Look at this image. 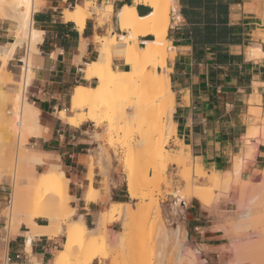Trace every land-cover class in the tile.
Returning a JSON list of instances; mask_svg holds the SVG:
<instances>
[{
    "label": "crops",
    "instance_id": "crops-1",
    "mask_svg": "<svg viewBox=\"0 0 264 264\" xmlns=\"http://www.w3.org/2000/svg\"><path fill=\"white\" fill-rule=\"evenodd\" d=\"M87 1L91 5L81 31L75 22L65 18L64 10ZM41 3L33 14V24L42 31V36L31 53L34 75L26 91L27 100L40 111V133L28 138L33 151L44 154V163L36 164L35 172L58 163L69 180V205L75 210L69 219L83 220L94 228L99 215L112 203H129L132 195L115 173L109 174L112 179L105 186L99 145L94 139L95 124L73 126L62 120L59 112L71 102L72 89L88 81L86 63L100 56L102 42L95 40V35H120L118 12L134 0H41ZM174 3L167 43L176 56L168 60L167 68L171 90L175 92L173 121L177 137L194 166L203 164L206 169L223 173L234 164L236 155L247 153L245 136L250 125L257 122L252 107H259L264 113V54L254 57L250 51L261 45L264 52V0H174ZM136 6L143 16L152 11L142 4ZM9 20L0 19L1 46L15 40L17 23L14 21L13 29ZM25 47H18L9 60L7 70L12 76L23 73ZM113 63L121 69L131 67L125 55L114 54ZM91 160L92 180L88 177ZM243 165L241 178L245 182H253L263 173L264 143L257 144L253 155L244 158ZM91 184L97 193L89 201L86 196ZM9 194V186L1 184L0 264H55L54 258L63 249L67 235L64 231L36 234L30 238L29 249L31 228L25 222L8 227L4 208ZM230 211L234 210L227 204L226 209L221 206L211 216L201 206L192 205L189 222L195 230L192 244L209 250L223 245V234L215 227L223 224L219 220ZM35 221L39 227L50 224L47 216L36 217ZM120 224L117 219L107 228L117 233ZM8 256L11 261H6ZM99 261L96 257L92 264Z\"/></svg>",
    "mask_w": 264,
    "mask_h": 264
},
{
    "label": "rangeland",
    "instance_id": "rangeland-1",
    "mask_svg": "<svg viewBox=\"0 0 264 264\" xmlns=\"http://www.w3.org/2000/svg\"><path fill=\"white\" fill-rule=\"evenodd\" d=\"M96 12L99 13L97 10ZM9 21L12 23V28L15 29V22ZM22 38L23 42L20 45L27 44L28 46V35H24ZM29 50V55L35 51L31 45ZM159 60L160 58L156 61L148 60L142 67L132 68V65H130L129 69H124L126 72L125 79L114 89L118 90L116 95L123 97L127 105L131 106L130 112H133V114L130 117L132 118L126 116V118L119 119L120 123L118 124V120L110 114L109 117H106L103 125L93 126L94 139L99 145V162L101 170L105 174V186L108 187L112 179L109 174L115 173L124 182V187L127 189L129 174L133 172L136 176L135 181L137 182L135 184L137 190H139V195L138 197L130 196L129 203L134 208L135 216L138 210L140 212L139 208L151 207L149 219L147 218L148 220L144 221V215L141 216V212H138L141 218L136 217L134 220V216L132 219L134 221L129 222L130 219H126L127 216L124 211L118 218L121 223L119 231L117 233L107 231L108 244L105 249L84 252L82 264H85L92 255L99 258L100 261L97 264H177L179 263L177 256L182 249L178 244L179 239L181 243L186 242L184 257L179 264H236V262L238 264H264V234L254 236L255 232L253 231L255 229L259 231L264 224V204L260 203L261 200L262 203L264 202V171L253 182H245L243 179L237 180L234 177L232 184L230 183L229 186L225 184L226 186L217 187L213 183L214 169L209 170L203 166L199 168L197 165L194 166L191 161L190 169H187L185 148L177 137L176 128L169 123L170 118H163L162 127L150 122L152 119L159 117L161 108L157 106L159 101L151 102L156 90L151 87L152 83L144 77L143 70H152ZM163 71L164 69L159 72L162 73ZM22 79V74L12 76L11 81L1 84L5 95L4 97L0 96L2 97L0 98V115L3 114L8 119L5 122L0 119V137L5 130V126L10 124L9 122H14L17 125V133L21 129L19 115L21 104L19 106L16 104L14 95L18 87L23 88ZM93 83V81H87L83 85L89 86ZM65 110L68 111V114L73 113L70 110V103ZM263 117L264 113L261 112L256 124H261L262 119L264 120ZM87 123L93 124L92 122ZM139 130L145 136H141ZM248 131L252 130L248 129ZM150 135H155L156 139L167 143V150H163L158 155V163L155 164L157 170L151 155L158 147L147 145ZM2 137L0 138V144L1 140H4V135ZM6 139L8 140V138ZM21 139L19 134L17 136L15 134V138L13 137L8 141V144L11 142L8 146L9 150L8 148L3 150L2 145L0 146V160L4 153L7 160L6 163L4 160L0 161V165L4 166V164L10 163L9 167H5L7 170L0 179V185L9 186L10 194L4 208V215L8 220V224V205L13 202L11 194L15 179H17V189L24 203L35 201L43 193L42 189L37 191L36 188H32L30 181L41 177L49 166L45 165L43 169H40V172L37 170L35 172L36 164L23 162V153L32 155L35 151H33L34 149L29 140L26 141L22 136ZM250 140L252 143L253 140L256 141V144L253 143V145L257 146L258 143H264V136L258 135ZM20 141L22 142L20 143ZM246 142L248 143V141ZM180 145L182 146L181 149L177 150L176 147ZM238 155H236V158ZM2 166H0V169H4ZM16 171L17 177L15 175ZM95 193H97V190ZM95 193L91 194L92 199L95 197ZM253 196L254 199H252ZM69 198L71 197L69 196ZM69 198L68 202L70 201ZM227 204L229 209L234 211L225 212L227 214L219 220L223 224L215 227L216 231L223 234V245L215 250L202 249L193 245L191 235L195 230L189 224L192 221L191 206H201L211 216H215L220 211V207L226 209ZM23 210V214L18 217L22 219H17L21 222H23V218L30 216V212H33L28 210L27 207L25 209L23 207ZM245 210L251 213L250 217L243 215L247 213ZM69 221V218H60L61 231H64L65 234ZM178 229L180 234L177 233ZM177 235L178 239L176 240ZM236 246L239 249H236ZM164 253L167 254V257ZM137 258H141V260H136ZM163 260L165 261L163 262Z\"/></svg>",
    "mask_w": 264,
    "mask_h": 264
},
{
    "label": "bare ground",
    "instance_id": "bare-ground-1",
    "mask_svg": "<svg viewBox=\"0 0 264 264\" xmlns=\"http://www.w3.org/2000/svg\"><path fill=\"white\" fill-rule=\"evenodd\" d=\"M137 4H142L147 7H150L152 11L149 14L143 16L141 13H139L136 6ZM41 5V0H0V19H11L17 23V27L15 30V40L11 41L9 44L7 43V45L5 46L0 45V96L2 97H4L5 91L2 90L1 84L7 81H11L12 79V74L7 70V65L9 63V60L13 57L17 48L21 46L20 44L23 42L22 37L24 35H28V46L26 44L28 52L30 51V45L34 47V50L37 49V42L41 39L42 31H40L34 26L33 14L36 10L41 7ZM90 5L91 2L87 1L84 5L77 4L74 9L65 8V18L67 20L75 22L76 26L81 31L84 30ZM174 8V0H134V3L132 4H125L122 9L118 12V24L122 33L120 35H118L117 33L112 34L111 36L104 35L103 37L95 35V40L102 42V44H100V56L97 60L86 63L85 67L86 79L88 81H93L94 83L89 86L79 84L72 89L70 110L73 113L68 114V111L66 112V110L63 109L59 112L60 118L73 126H80L88 121L93 122L96 126H101L103 125L106 117H109L110 114L118 120V124L120 123L119 119L126 118V116H128L130 119L132 118L130 117L131 114H133V112H130L131 106L127 105L123 97L116 95L118 90H114L120 82H123L126 76L125 70L115 66L113 63L114 54H118L125 55L130 65H132V68L137 66L142 67L146 64L148 60L156 61V59L160 58V60L157 61V63L153 66L152 70H143L144 77L152 83L151 87L156 90L154 98L151 102L159 101V104L157 106L161 108L159 117L156 119H152L150 122L151 124H158L162 127L163 118L169 117V123L174 125L173 127L176 128V122L174 123L175 120L173 121V113L175 109V92L173 93V91L171 90V79L169 75V69L167 68L168 60L174 58V56H176V52L174 48H172L166 42L168 39L167 37L169 26L171 25L172 10ZM123 32H126V34H124ZM250 51L254 57H260L264 54L261 49V45L251 48ZM159 69H164V71L160 73ZM33 75L34 70L32 68L31 55H28L26 59V64L23 66V88L18 87L14 95L16 104L18 106L19 104H21V109L19 110L21 129H19V133H17V125H15L14 122H9L10 124L5 126V133L3 132L2 134L4 135V140H1L0 144V146L2 145L1 148H3V150H5V148H8L9 150L8 146L11 142L8 144V141L13 137L15 138V134L16 136L17 134H19L20 139L22 136L23 139L27 141L29 136L36 134L38 135L40 133V111L36 106H34L27 100V95L25 94L26 86L29 85ZM253 96L254 95H252V98ZM252 109L253 115L256 116V119L260 117L262 110L259 107H252ZM0 116V119L3 120V122L8 119V117H4L3 114H1ZM263 121L264 120L262 119L261 124L255 123L250 125L249 129L252 131H248L245 136L246 141H248V143H246L247 145H249L248 148L245 150L247 151L246 154L240 153L234 160V164L223 173L216 172L215 170H213V172L215 173L213 177V183L217 187H221L225 184L229 186L230 183L232 184V180L234 179V177H236L237 180H242L241 172L244 171V158L252 156L256 149V146L253 145L250 139L258 135L264 136ZM139 134L141 136H145V134L142 133L140 130ZM2 135L0 138H3ZM6 138H8V140ZM21 142L22 141H20V143ZM166 144L167 143H165L164 141L156 139L155 135H150L148 138V146L158 147L154 154L151 155V159L154 162L155 168L157 166L155 164L158 163L159 153L163 150H167ZM2 151L1 154L3 155ZM4 156H2L3 159L1 158L0 161L4 160L6 163V156L5 158ZM17 158H19V156H17ZM22 161L33 162L34 164H41L44 163V154L40 152H35L32 155L23 153ZM185 161L186 165L188 166L187 169L189 170L191 165V158L187 154ZM8 165H10V163L4 164V166L0 165L4 167V169H0V179L4 176V172L7 170L5 167H9ZM93 166V160H91L90 174L88 176L91 180L93 178ZM197 166L201 168L203 164H197ZM15 173L17 177V171ZM133 174V172L129 174L127 180V188L129 193L133 197H138L139 190H137V185L135 184V182H137L135 181L136 176L135 174ZM16 180L17 179H15L13 184V202L8 205V227L15 228L22 223L17 219H20L18 217L23 214V207L24 209L25 207H27L28 210L33 211H29L30 216L27 219L22 220L31 228V231L28 233V247L30 249L31 237L36 234H57L59 231L62 230L60 218H70L75 213V210L69 205L68 202V198L70 196L68 192L69 180L65 176V172L60 168V165L58 163H52L48 170L41 177H38L36 180H31L32 182L30 181V186L32 188H36L37 191L42 189L43 194L41 197H39V199L31 201L29 203H24L23 198L21 197L20 192L17 189ZM87 191L88 192L86 197L90 201L92 199L90 196L91 194L95 193L96 189L91 184ZM196 196L199 197L198 195ZM75 198L78 199V196H76ZM252 199H254V196ZM260 203L264 204V202L262 203V200ZM139 209L141 213L138 210L135 216L134 208L130 203H112L111 207L106 212H103L101 213V215H99L97 225L94 228H89L83 220H70L66 227L67 236L64 247L61 251L56 254L54 258V263L82 264L84 252L105 249L108 244L107 225L109 222L117 220L124 211V214L127 216V218L125 217V215L124 217L126 219L129 218V222L134 221L136 217H139L138 212L141 214V216L144 215V221H147L149 219L151 207H146V209L141 207ZM157 210L159 211L158 208ZM243 215L250 217L251 213L248 211L246 214ZM39 216H47L50 220V224L45 227H39L38 223H36L35 221V218ZM133 218L134 220H132ZM163 229L165 228L163 227ZM255 230H253L255 232L254 236L263 235L264 224L259 231ZM177 233H179V229ZM176 237L177 240L178 235ZM180 241V239L179 242L177 241L178 244L182 247L181 249V247L179 246L181 250L177 256V260L179 261V263H181L182 258L184 257V247L186 244V240L184 241L185 243H181ZM236 249L239 248H237L236 246ZM164 255L162 254L163 257ZM166 255L165 257H167ZM96 257L97 256L92 255L88 259V261L85 262V264H91ZM164 259L166 260V258ZM136 260H141V258H137ZM165 260H163V262ZM169 260L171 261V258ZM170 261L167 260V262L169 263ZM163 262L161 261V263ZM236 264L238 263L236 262Z\"/></svg>",
    "mask_w": 264,
    "mask_h": 264
},
{
    "label": "built area",
    "instance_id": "built-area-1",
    "mask_svg": "<svg viewBox=\"0 0 264 264\" xmlns=\"http://www.w3.org/2000/svg\"><path fill=\"white\" fill-rule=\"evenodd\" d=\"M25 52H26V57H25V61H22V64L23 65H25L26 64V59H27V57H28V55H29V52H28V49L25 47ZM27 87L28 86H26V91H27ZM26 91H25V94H26ZM11 257L10 256H8L7 258H6V261H11Z\"/></svg>",
    "mask_w": 264,
    "mask_h": 264
}]
</instances>
